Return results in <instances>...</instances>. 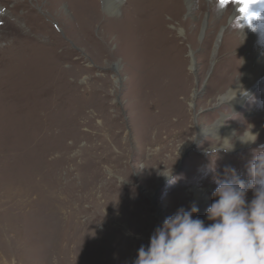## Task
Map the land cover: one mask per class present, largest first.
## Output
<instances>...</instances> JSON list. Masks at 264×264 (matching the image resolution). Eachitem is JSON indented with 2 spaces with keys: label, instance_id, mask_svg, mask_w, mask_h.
Segmentation results:
<instances>
[{
  "label": "rangeland",
  "instance_id": "rangeland-1",
  "mask_svg": "<svg viewBox=\"0 0 264 264\" xmlns=\"http://www.w3.org/2000/svg\"><path fill=\"white\" fill-rule=\"evenodd\" d=\"M215 1L214 15L206 12L197 29V48L187 50L184 75L191 78V93L183 101L180 85L172 99L182 114L187 109L193 138L174 147L173 164L164 170V163L155 156L164 143H152L145 128V67L155 59L145 33L147 21L152 18L145 17L133 25L128 21L126 2L107 6L105 0H94L92 4L84 3L97 11V17L87 21L83 19L84 6L74 8L77 0H67L58 9L67 19L51 22L42 13L43 4L33 9L23 0H0V264H84L87 243L92 264H133L138 249L147 247L156 228L162 225L173 200L177 206L183 201L182 208L190 209V189L206 188L208 201L195 216L201 214L207 225L211 223L206 210L214 200V176L224 179L226 170L235 169L239 179L247 182V162L253 150L264 145V132L256 130L255 144L218 153L216 149L227 144L216 143L208 133H199L200 127L223 124L239 137L250 130V117L257 115L264 101L263 78L251 93H261L256 102L246 99L237 111L228 104L209 106L206 94L221 85L214 79L216 62H209L224 28L213 30L211 25V19H222L225 11L221 0ZM144 10L148 11V6ZM74 12H78L76 17ZM193 16L187 13L182 20L196 21ZM163 19L167 32L177 39V28L168 17ZM232 21L231 15L225 27ZM45 25L50 35L47 47L38 35ZM111 29V54L102 59L99 36ZM178 34H185V29L180 28ZM231 67L228 65V69ZM161 71L159 83L168 88L174 66L165 62ZM101 102L112 117L108 120L117 123L119 137L112 153L118 157L104 163L101 155L107 153L100 150L98 161L102 165L90 163L86 172L90 176L98 172L102 180L110 181L116 194L112 193L111 199L134 198L152 224L145 231L147 237L126 224L110 223L116 205L109 202L105 207L96 195L97 187L95 192L92 188L88 191L97 196L102 220L92 222L89 229L83 228L82 153L95 140L97 145L110 144L102 134L108 120L99 112ZM256 121L263 124L264 116ZM162 137L168 143L177 141L168 134ZM117 158L120 161L114 164ZM152 160L160 165L149 174L147 163ZM163 173H171L173 179L170 181ZM253 195L249 191L247 200L251 201Z\"/></svg>",
  "mask_w": 264,
  "mask_h": 264
},
{
  "label": "bare ground",
  "instance_id": "bare-ground-1",
  "mask_svg": "<svg viewBox=\"0 0 264 264\" xmlns=\"http://www.w3.org/2000/svg\"><path fill=\"white\" fill-rule=\"evenodd\" d=\"M23 1L28 3L33 9H36L43 4L42 13L45 16L47 14V16L50 17L51 22L54 20L67 19L63 15V12L60 13L58 10L61 4L67 0H48L47 2L46 0ZM214 1L215 0L208 4L206 0H105L107 6H112L114 3L122 4L126 2V5H128L129 8L128 21L133 25L143 21L145 17L152 18L150 22L147 21L146 26L148 27V30L147 32L145 31V35L150 41L149 47L155 52V59H151L152 61L145 67L147 79L144 85L143 99L144 107L146 109L145 128L146 135L151 139L152 143H164L157 154H155L157 157H155L156 160L160 159V163H164V170L170 168L173 164L174 147L183 142L188 143V141L193 138V134H191L192 126H189L190 115L187 109L185 108V113L182 114L181 110L179 111V109H177L175 102L172 101V99L177 86L180 85L183 87L181 91L183 101H186L191 93V78L184 75L186 73V67L188 66L186 54L189 48L191 51H194L197 48V42L195 40L197 29H199L202 17L206 12L214 15L213 13H215L217 7L215 6L216 1ZM93 2L94 0H77L73 6L76 8L77 5H82L81 7L83 8L84 3L92 4ZM162 5L165 6L164 10L159 9V6L162 7ZM145 6H148L149 10L141 11ZM220 6H224V15L220 20H212V18L211 25L213 26V30L220 29L221 27L224 28H222L217 37L213 52L214 54L212 58H209V62H216L215 71L217 75L214 79L216 80V83L221 82V85L218 88L216 87L211 90L206 95L209 94V106L228 104L233 111H237L246 99H249L251 100V103H254L261 97V93L259 95L251 93L254 87L264 78V23L260 22L262 20L250 21L247 14L240 11V8L243 7V5H238L234 0L230 6L225 3L220 4ZM250 11L258 16L264 17V3H256L252 5ZM187 13H193V17H196L197 20L192 21L190 18H187L183 21L182 17ZM77 14L78 12H74L75 17ZM82 14L83 19H86L87 21L97 17L96 8L91 5H88L87 7L84 6ZM231 15L233 16V21L230 26L226 28V21ZM164 17H168L170 22H172L177 28V39L174 35L167 32V23L163 21ZM47 27L48 26L45 25L40 34H38L41 36L42 43L45 47H47L50 40ZM114 28H117L116 25ZM180 28L185 29V34H182V36H179L178 34ZM112 29L99 36L98 50L102 59L109 58V54H111L109 53L108 45L110 37L113 34L112 32L114 29ZM165 62H169L174 66V71H172V75L168 81V83H170L168 88L166 86L161 87L159 83V77L162 72L161 65ZM207 65L208 64L205 66L207 67ZM228 65L232 67L228 69ZM105 105V103L101 102L99 105V112L108 120L111 116L108 114L109 111L106 109ZM260 106L261 109L257 111V115L253 114L250 117V119H253L250 122V130L252 128L254 133H256V130H260L261 133L264 132V123L261 124L256 121L258 117L264 116V101ZM116 130H118L117 123L114 119H109L107 128L102 134L111 145H105L106 147L104 145H97V140H95V143L93 141L94 145L91 147L87 146L82 153L84 168V174L82 175L84 183L82 185V192L84 191V197L82 199L84 204L82 208L83 228L89 229L92 222H99L102 220L99 213L101 205L98 203L97 196L94 197V193H92L93 197L89 195L90 188L95 192V188L97 187L96 195L99 194L105 207L110 205L109 202L116 205L115 211L112 210L113 213L109 216V222H115L118 226L126 224L130 230L137 231L136 229H138L139 232H143V237H147L145 231L152 224L151 222H147V215L145 216L146 213L143 208L139 207L137 202L133 200L134 198L126 196L119 199V197L116 198V196L114 197L116 200L111 199L112 193H115L113 190L114 186L111 185L110 181L107 182L102 180L101 175H98V172L96 173V176H90V174L86 172L90 163L97 164L98 166L102 165V163L98 161L100 150L102 153H107L106 155L101 153V156L104 158L101 160L104 163L111 162V160L117 156L116 153H112V149L117 147L116 144L119 137ZM199 133H208L213 137L216 143L217 141H219V143L223 141L224 144L230 145V142L224 141V139H229L232 143L237 142L234 147L245 145L240 142L239 137H237V134L233 129L227 128V126L223 124H216L209 129L200 127ZM167 134L168 136H175L177 141L168 143V139L162 137ZM150 144L148 147H150L151 150L153 145ZM165 153L168 155L163 156ZM156 160L147 163L149 174H152L155 169L159 168L160 163ZM119 161L120 158H117V160L114 161V164H117ZM190 193L191 195L187 200L190 205L195 204L198 209L208 201L206 198L208 196V190L206 188H191ZM182 202L177 206V203L173 200L168 205L167 209L169 211L164 217L167 218L174 215L177 210L184 207V202ZM198 217L202 219L201 214H199ZM114 230L116 231L115 228ZM88 245L89 244L87 243L84 246V264H92V261H90L92 259V251L89 250Z\"/></svg>",
  "mask_w": 264,
  "mask_h": 264
},
{
  "label": "clouds",
  "instance_id": "clouds-1",
  "mask_svg": "<svg viewBox=\"0 0 264 264\" xmlns=\"http://www.w3.org/2000/svg\"><path fill=\"white\" fill-rule=\"evenodd\" d=\"M239 140L255 144L258 134L246 129ZM224 141L231 146L218 147L216 153L234 148ZM246 169L247 182L235 169L226 170L224 179L214 176V200L206 210L211 223L195 216V204L177 210L156 228L149 245L138 249L133 264H264V145L253 150ZM163 175L173 179L171 173Z\"/></svg>",
  "mask_w": 264,
  "mask_h": 264
},
{
  "label": "snow or ice",
  "instance_id": "snow-or-ice-1",
  "mask_svg": "<svg viewBox=\"0 0 264 264\" xmlns=\"http://www.w3.org/2000/svg\"><path fill=\"white\" fill-rule=\"evenodd\" d=\"M226 2H233V0H221V3ZM235 3L238 5H243V7L240 8V11L242 13H246L248 19L251 20H264V17L258 16L255 13L250 11V8L252 5L256 3H264V0H234Z\"/></svg>",
  "mask_w": 264,
  "mask_h": 264
}]
</instances>
